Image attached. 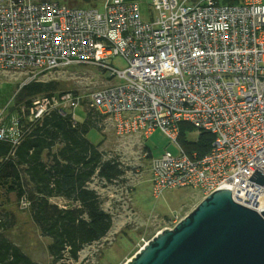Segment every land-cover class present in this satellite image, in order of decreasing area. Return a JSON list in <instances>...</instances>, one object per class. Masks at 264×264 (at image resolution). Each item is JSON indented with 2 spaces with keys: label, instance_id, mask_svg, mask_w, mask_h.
Instances as JSON below:
<instances>
[{
  "label": "built area",
  "instance_id": "obj_1",
  "mask_svg": "<svg viewBox=\"0 0 264 264\" xmlns=\"http://www.w3.org/2000/svg\"><path fill=\"white\" fill-rule=\"evenodd\" d=\"M149 1L143 20L136 0H105L102 11L0 0V72L73 65L104 71L113 82L93 91L87 105L118 136L148 139L160 129L177 147L176 155L151 160L155 197L228 188L239 204L263 211L264 185L248 178L255 169L264 175V0ZM66 98L73 108L81 102L79 95ZM53 100L34 101L29 119L65 110ZM181 123L212 136L206 154L185 152ZM1 129L0 139L17 142L16 120Z\"/></svg>",
  "mask_w": 264,
  "mask_h": 264
},
{
  "label": "trees",
  "instance_id": "obj_2",
  "mask_svg": "<svg viewBox=\"0 0 264 264\" xmlns=\"http://www.w3.org/2000/svg\"><path fill=\"white\" fill-rule=\"evenodd\" d=\"M84 7H96L99 0H80ZM234 5L240 0H217ZM57 92L54 81L32 80L18 88L11 112L17 111L19 137L0 139V191L13 194L17 203L25 202L30 217L43 237L51 264L64 258L77 261L86 247L98 243L112 227V215L102 206L94 182L107 186L117 183L120 172L111 158L86 138L91 128L101 130L103 116L84 105L85 119L78 122L67 110L51 109L40 119L30 120L36 98H48ZM186 123L179 126L178 143L188 154L207 153L212 136ZM147 158L150 151L145 148ZM54 200H59V204ZM15 216L0 206V264H40L31 260L12 242L6 231L15 225Z\"/></svg>",
  "mask_w": 264,
  "mask_h": 264
},
{
  "label": "rangeland",
  "instance_id": "obj_3",
  "mask_svg": "<svg viewBox=\"0 0 264 264\" xmlns=\"http://www.w3.org/2000/svg\"><path fill=\"white\" fill-rule=\"evenodd\" d=\"M56 1L70 7H84L80 0H33ZM140 16L148 20L150 1L136 0ZM200 1V0H196ZM105 0L96 3L98 11L103 10ZM104 71L89 65H73L51 71L0 72V130L10 126L16 120L17 111L11 112L14 96L19 87L32 80L54 81L57 92L52 107H63L72 113L78 122L85 119V108L89 95L98 88L109 86L113 81ZM79 95L80 104L66 95ZM36 98L34 101H38ZM101 130L91 128L86 138L94 146L111 158L120 172V179L112 185L102 186L94 182L102 206L112 215V227L103 240L86 246L77 261L64 258L56 264H124L136 251L147 243L157 232L172 228L185 215L190 213L203 199V195L194 189L180 188L163 191L157 197L152 194L150 163L152 158L159 159L166 152L178 153L177 147L160 130L155 129L148 139L139 135L118 136L109 121L101 122ZM198 132L190 134L195 141ZM147 148L151 158H147ZM61 204L59 200H54ZM0 206L12 212L15 225L6 231L8 238L18 245L31 260L40 264H51L47 246L50 242L43 237L31 220L27 207L17 203L13 194L5 195L0 191Z\"/></svg>",
  "mask_w": 264,
  "mask_h": 264
},
{
  "label": "water",
  "instance_id": "obj_4",
  "mask_svg": "<svg viewBox=\"0 0 264 264\" xmlns=\"http://www.w3.org/2000/svg\"><path fill=\"white\" fill-rule=\"evenodd\" d=\"M248 180L264 185L256 169ZM124 264H264V210L217 189L172 228H164Z\"/></svg>",
  "mask_w": 264,
  "mask_h": 264
}]
</instances>
